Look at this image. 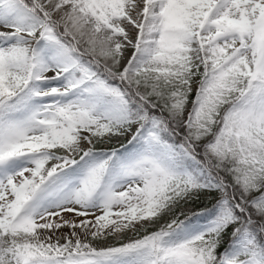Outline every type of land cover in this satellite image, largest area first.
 Masks as SVG:
<instances>
[{"label":"snow or ice","instance_id":"obj_1","mask_svg":"<svg viewBox=\"0 0 264 264\" xmlns=\"http://www.w3.org/2000/svg\"><path fill=\"white\" fill-rule=\"evenodd\" d=\"M0 264H264V0H0Z\"/></svg>","mask_w":264,"mask_h":264}]
</instances>
